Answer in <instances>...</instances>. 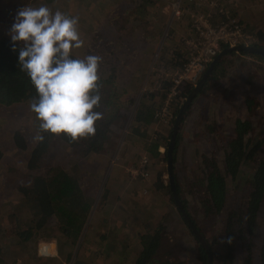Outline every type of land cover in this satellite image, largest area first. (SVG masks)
I'll return each instance as SVG.
<instances>
[{
    "label": "rangeland",
    "instance_id": "374dc122",
    "mask_svg": "<svg viewBox=\"0 0 264 264\" xmlns=\"http://www.w3.org/2000/svg\"><path fill=\"white\" fill-rule=\"evenodd\" d=\"M36 1L38 0H0V39L8 35L18 9L26 4L35 6ZM40 1L46 6H50L49 3H52L50 0ZM56 1V6L49 7L53 13L59 10L70 17L79 19V32L84 40V46L80 49L74 48L72 54L80 59L88 55L102 57L100 66L107 65L105 67L109 71L107 76L113 75L114 77V82L106 88L102 96L103 104L110 103V97L113 99L117 97L114 106L117 109H123L121 112L126 115V119L129 121L124 126L121 121L125 123L126 119L116 122L115 131L112 130L108 138L107 150L99 156L93 155L84 162L65 143L57 142L47 160V166L58 164L70 172L78 167L77 169L81 170L79 174L82 173L88 177L86 179L87 187L91 189L90 194L94 202L102 199L101 204L105 202L103 197L108 191L110 193L111 186H114L116 192L122 194V184L126 183L124 186L137 197L136 202L133 200V205L130 207L132 214L135 215L133 216L134 225L139 226L142 223L140 226L145 225L148 232L152 231L151 234L159 229L162 231V244L156 255L158 259L178 260L187 264H203L199 258L200 247L196 237L186 224L175 202L171 201L167 151L173 125L163 127L156 124L151 133V137L153 136L152 139H154V136L158 135L157 131H166L164 133L167 140L164 142H166L167 148L165 147L164 155L158 159H151L144 146L139 144V136L132 133L130 129L135 113L144 97L147 98V104L153 105L155 109L163 101L161 93L159 94L160 81L157 73L163 66L158 64L156 58L161 51L162 43L172 33L174 23L182 20V18L176 19L173 16V5L176 0H168V2L165 0H116L115 4H118V9L107 0ZM250 2L255 8L253 14L255 21L259 23V26L255 27V34L248 28V25L245 26L243 21L242 23L264 47V0H250ZM140 4L145 6V15L151 17L154 24L151 23L148 26V22L146 24L138 23L137 17L141 16V12L136 9ZM100 5L104 6L100 7ZM160 6H164L166 12L170 11V20L157 31L155 22L159 19L162 10ZM226 7V0H222V8ZM228 15L236 16L232 12H229ZM236 18L240 19L238 15ZM145 29H149L150 33L155 34L156 37H161L160 44L157 46L158 48L156 47L151 58L145 48L148 47L152 50L151 38L153 36ZM151 59L150 72L146 71L145 74L143 69ZM226 67L227 71L223 79L212 82L207 93L199 95L193 102L194 110L197 109L199 112L198 119L195 123L188 122L192 118L193 112L188 113V119L185 120L180 133V145L174 164L175 179L182 189V199L185 201L186 211L209 243L213 234H219L220 228L223 231L226 216L232 210L238 209L243 198L249 193L250 186L246 184V181L252 178L256 169V160L261 157L254 158L256 160H247V163L242 166L238 178L232 180V177L226 174L223 164L226 151L225 139L227 136L230 137V133L234 134L235 123L238 119L251 120L257 125V130L249 136V139L252 140L251 144L255 145L264 137V62L235 54L227 57ZM111 69L113 70L110 71ZM153 94H155L154 97ZM248 97L254 98L259 103L256 105L254 102L250 113L246 105ZM174 108L177 110V107ZM35 118L30 105L27 104L0 107V143H5L2 146L3 159L0 161V259H3L2 264H49L47 261L50 258L39 254V245L50 240H58L59 247L64 249L63 253L60 252L63 262H60L59 259H55L56 261L62 264H87L89 259L86 257L89 251L84 250L83 237L75 246L66 245L59 239L60 234L56 221H51L47 230L40 231L39 235H35L29 242H21L18 236L10 237L12 234L6 233L10 226L16 233L14 228L19 223L31 219L29 211L21 202L16 187L19 183V174L27 171L31 149L37 143L34 139L37 134V129L33 125ZM16 131L22 132L28 140L26 151H20L13 147L11 135ZM112 136H114L113 140ZM194 144L198 145L204 154L195 149ZM0 152H2L1 148ZM258 153L264 156V152L259 151ZM146 156L151 161L152 178L149 181L134 178L128 171L129 168L139 165L141 159ZM205 157L217 159L221 166V173L228 183L226 208L224 207L221 215L211 213L206 201H203L205 188L196 185L200 181L199 179L204 178L208 168ZM123 160L130 163L125 166L126 170H123L126 175L122 174V177L125 179L121 184H112V178L115 179L112 177L113 169ZM162 179H165V182ZM160 185H164L165 189H161ZM136 206L141 209L143 216L137 213ZM156 214L157 221L155 220ZM89 225L90 220H88L87 227ZM245 236L247 241H250L248 243H252L253 264H263L261 254L264 245V205L255 223L254 231ZM132 246L134 245L132 244ZM132 248V253L127 260L135 264L137 261H135V256H139L140 252H135V248ZM223 253L221 254L222 260L227 262L226 252ZM106 254L108 253L106 252ZM235 254L238 264H243L249 255L248 247L244 248L239 243V249ZM224 264H228V262Z\"/></svg>",
    "mask_w": 264,
    "mask_h": 264
},
{
    "label": "trees",
    "instance_id": "16d2710c",
    "mask_svg": "<svg viewBox=\"0 0 264 264\" xmlns=\"http://www.w3.org/2000/svg\"><path fill=\"white\" fill-rule=\"evenodd\" d=\"M50 1L52 2L49 3L50 6H52L51 8L56 6V0ZM142 6L144 5L140 4L139 8L136 10L141 13L144 12ZM185 39L186 38H183V40L181 39L185 49V57L183 59L180 56L174 58L177 60V65L174 64L176 69H173L172 65L169 64L168 67H166L167 64L166 66L160 64L163 67L161 72L157 73L158 75L160 74L159 94L161 93L162 100L165 98V89L167 90L169 85V82L164 80L163 70H179L183 67L187 60ZM12 47L13 45L9 34L0 39V107L4 108L19 104L30 105L32 98L37 95L30 78L27 76L26 72L21 71L19 67V52H13ZM159 54L156 58L157 62L159 61ZM233 55L235 54L226 56L216 66L209 81L210 84L214 81L223 79L227 71V57ZM240 55L248 56L260 62H264L263 56L248 54ZM72 58L80 59L75 54H72ZM159 63L160 62H158V64ZM106 66L102 64L98 69V74L100 76L98 86L101 96H103L106 88L114 82L113 75L110 77L107 76L109 71L105 68ZM112 70L113 69L110 71ZM210 84L207 83V85L204 86L200 95L207 93V91L211 88ZM193 88L194 87L191 85H187L185 87V90L182 93L185 100L192 92ZM154 95L155 94L152 96L154 97ZM116 99L117 97L115 99L110 97V103L107 104L106 102L103 104L102 98L99 107L94 109V111L103 113L102 122L98 121L96 123V133L94 136L73 141L67 136H54L45 133L43 142L37 141L36 145L31 149L30 158L27 164V171L19 174V183L16 187L17 193L20 195L21 202L29 211L31 219L30 221H23V223H19L16 228H14L16 233L13 232V227L11 228L10 226L6 230L7 234H12L10 237L18 236V238L21 239V242H29L35 235H39L40 231L47 230L51 221H56L59 234H62L66 245L75 246L79 242L84 228H86L88 223L94 204V200L90 194L91 189L87 187L86 179L88 177L82 173L79 174L81 170L77 169L78 167H76V170L72 172L67 171L63 166L58 164L48 167L47 160L49 159L54 144L57 142L65 143L71 150L79 155L84 162L89 160L93 155L99 156L104 153L107 150L106 146L109 135H111L112 130L115 131L116 122L127 118L126 115L121 112L123 109H117L114 106ZM254 102L256 105H259L254 98H247L246 105L248 106V112L250 111L251 106L254 105ZM158 108L155 109L153 105L147 104V98L144 97L130 126L131 132L139 136V144L144 146L145 151L148 152L151 159H158L163 156L159 153V148L166 145V142L164 141L167 140L165 138L167 136L163 133H160L159 136L155 135L154 139H152L153 136L151 137V133L153 132L152 126L157 122L155 115ZM181 108L182 104L177 105V112L175 114L176 118L173 121V128ZM189 111L190 110L187 111L185 118L188 116ZM126 120L127 121H125V123L124 121H121L123 126L129 121V119ZM185 120L186 119L182 122V126L176 140L174 164L177 158V150L180 145V133ZM38 124L39 121L35 118L33 125L36 129ZM173 128L171 130L169 140H171ZM256 130L257 125L253 121L238 119L235 123L234 134L230 137L227 136L225 139L227 150L225 151L223 164L226 174L230 175L232 180L238 178L242 166L247 163V160L249 161L259 156L261 157L257 160L254 159L256 160V169L252 178L246 181V184L250 186L249 193L241 201L240 207L232 210L229 215L226 216L223 231L220 228L219 234H213L210 241V253L199 243V258L203 264H209V254L211 255V264H224L227 262L228 264H238L235 252L239 249V243H241L244 248L247 246L249 251V255L246 257L243 264H253L254 258L251 253L252 243H248L250 241H247V237L245 235L247 233L250 235L252 231H254L255 223L264 205V156L258 153L259 151L264 152V137H262L255 145L251 144L252 140L249 139V136H251ZM113 137L114 136L111 137L112 140L114 139ZM11 142H13V147L17 150L26 151L28 149V140L20 131H16L11 135ZM0 144V148L2 150V152H0L1 161L3 159L2 146L5 143L2 142ZM165 147L167 148V146ZM204 159L208 163V168L205 171L204 178L202 177V179H199L200 181H198L196 185L205 188L203 201H206L211 213L221 215L224 207L226 208L225 204L227 200L228 183L225 176L221 173V166L217 162V159H210L209 157H205ZM202 173H204V171H202ZM175 182L179 199L182 201L185 209L187 210L185 201L182 199V189L177 182V179H175ZM160 188L165 189V186L160 185ZM170 194L172 195L171 201L175 202L171 189ZM193 223L201 232V230L197 227V224L195 222ZM161 233L162 231L159 229L153 234L141 235L143 249L141 250L135 264H187L186 262H180L178 260L173 261L169 259H158L156 255L162 244ZM228 236L235 237L233 245L229 246L227 244L219 243L220 240L225 239ZM223 252H226L227 262L222 260L221 254H224ZM261 255L264 264V245ZM70 257L71 254L69 258ZM2 260L3 259H0V264H2Z\"/></svg>",
    "mask_w": 264,
    "mask_h": 264
},
{
    "label": "clouds",
    "instance_id": "9594fccd",
    "mask_svg": "<svg viewBox=\"0 0 264 264\" xmlns=\"http://www.w3.org/2000/svg\"><path fill=\"white\" fill-rule=\"evenodd\" d=\"M8 34L12 51L19 52V67L37 94L30 101L39 121L34 139L43 142L45 133L73 141L94 136L96 123L103 119V113L94 111L102 100L98 86L102 57L72 58V50L84 46L78 17L26 4L18 9ZM234 240L228 236L219 243L231 246Z\"/></svg>",
    "mask_w": 264,
    "mask_h": 264
},
{
    "label": "crops",
    "instance_id": "0c3cea01",
    "mask_svg": "<svg viewBox=\"0 0 264 264\" xmlns=\"http://www.w3.org/2000/svg\"><path fill=\"white\" fill-rule=\"evenodd\" d=\"M107 2L111 3L114 7H117L118 9V4H115L116 0H112V2L111 0H107ZM165 2H168V0H165ZM217 3H218L217 7L213 9L214 22L225 20L229 12H232L236 16L238 15L241 21L245 23V26L248 25L249 26L248 28L252 30L255 34L256 32L255 27H258L259 23H256L255 21V17L253 15L255 12V8L252 7V3L250 2V0H231L229 2L226 0V4L228 8L226 7L225 9L222 8V0H218ZM35 4H36L35 6L37 7L40 5H45V3H43L40 0L36 1ZM102 6L104 5H100V7ZM186 6L190 7L193 5H189L187 3ZM160 7H161L160 9L162 10L160 12L159 19L156 20L155 22L157 31L160 30V27H162V25L168 23V21L170 20L169 17L170 11L166 12L165 11L166 8H164V6L163 7L160 6ZM143 9H145V7H143ZM140 14L141 16L139 15L140 17H137L138 23L146 24L148 22V26L151 23L154 24V21H152L153 19L151 17L146 16L145 12H142ZM141 17L143 18L141 19ZM131 23L133 22L131 21ZM145 30L153 36V38L147 37V38H151L153 42L152 50L148 49V47L145 48V51L149 52L148 54L151 58L153 52H155V50L158 48L157 46H159L160 44L161 37H156L155 34L150 33L149 29H145ZM250 30L248 31L250 32ZM192 34H194V32L191 28V19L189 15H185L184 18H182V20L175 22L172 33L168 36L167 40L161 45L162 50L159 54V61H158L160 62L159 64H163L164 66H166V64L167 65L169 64L172 65L173 69H176L174 64L177 63V60L174 58L180 56L183 59L185 57V49L181 42V39L183 40V38H187ZM152 59L150 60V62L148 61L147 64L145 65V68L143 69V73L146 74V71L147 73L150 72L149 67L152 63ZM153 77L156 78L155 76ZM190 111L193 112L192 113L193 119L191 118L192 121L190 119V121L188 122L195 123L196 120L198 119L199 112L197 111V109L194 110V106H192ZM185 119L187 120L188 116ZM156 124L157 123L153 125V130ZM162 131L163 132H161V130L157 131L158 136L160 135V133L161 134L163 133L165 135L164 132L166 131L165 130ZM195 149L201 151L198 145H195ZM164 152H165V145L159 148V153H161V155H164ZM201 153L203 152L201 151ZM129 164L130 163H127V161L123 160L122 163L119 162V165L113 169L112 177H114L115 179L112 178V184L114 183L121 184V182H123V179L125 178L122 177V174L126 175V173H124L123 170H126L125 166ZM151 178H152V174H151ZM127 180H129V178H127ZM164 180L165 179H162V181ZM125 184L126 183L122 184V191H123L122 194H120V192H116V190L113 188L114 186H111L110 193L108 191L107 194L103 197L105 202L101 204L102 202L101 199L100 201L96 200L93 204L92 211L89 217L90 225L88 227L86 225V228H84L83 234L80 237V240L83 237L82 242H84L83 245H85L84 250L89 251L86 257L87 259H89L87 260L88 261L87 264H107L108 261L109 264H132V262L127 260V258L132 253L131 251V249H133L132 247L135 248V252H141L143 246L141 243L140 236L148 233L151 234L152 232V231L148 232L146 230L145 225L140 226L142 223H140L139 226L134 225L133 216L135 215L132 214V210L130 207L131 205H133V200L134 202H136L137 197L136 195H134V193L130 192V189L124 186ZM144 206L146 207V205ZM135 208L137 213H140L143 216L141 209L138 208L137 206ZM155 220L157 221V214L155 215ZM59 239H61V241H64L62 234H60ZM43 243H54L55 245L53 246V248L56 249L57 252V253L54 252L56 254V256L54 257H46V258H50L48 259L47 262L49 264H62L60 263L63 262L62 258L60 257V252L63 253L64 249L59 247L58 240L55 241L50 240ZM132 244L134 246H132ZM106 252L108 254H106ZM137 258L138 255L135 256V261L137 260ZM55 259L56 260L59 259L61 261L59 262L56 261Z\"/></svg>",
    "mask_w": 264,
    "mask_h": 264
},
{
    "label": "built area",
    "instance_id": "2783aa9c",
    "mask_svg": "<svg viewBox=\"0 0 264 264\" xmlns=\"http://www.w3.org/2000/svg\"><path fill=\"white\" fill-rule=\"evenodd\" d=\"M217 2L214 0H176L173 5L174 18L181 19L185 15L190 16L194 34L185 39L187 60L183 67L179 70H163L164 80L168 81L169 85L167 90L165 89V98L155 115L158 125L163 127L173 125L176 118L174 107L184 104L185 99L182 93L185 87L187 85L195 87L223 49L258 43L254 34L232 15H228L223 21L214 22L213 9L217 7ZM187 3L193 6L187 7ZM158 76L160 77V74ZM150 164V159L146 156L141 159L139 165L129 168L128 171L134 178L149 181L151 178ZM54 245V243H41L39 254L43 257L56 256Z\"/></svg>",
    "mask_w": 264,
    "mask_h": 264
},
{
    "label": "water",
    "instance_id": "95a60500",
    "mask_svg": "<svg viewBox=\"0 0 264 264\" xmlns=\"http://www.w3.org/2000/svg\"><path fill=\"white\" fill-rule=\"evenodd\" d=\"M230 54H248V55H259L264 57V48L259 45H238L235 47H229L223 49V51L215 58V60L210 64L209 68L200 79L199 83L193 88L192 92L188 95L187 99L185 100L178 116L176 119V123L173 128V134L170 140V144L167 151V169H168V179L170 184V189L172 191L174 200L176 205L179 207L182 216L188 227L193 232L194 236L196 237L197 241L201 244L203 248H205L210 253V244L208 239L196 228L193 221L189 217L182 201L179 199V195L176 190V182H175V171H174V153L176 148V140L178 137V133L181 129L182 122L185 119V115L188 110H190L191 106L195 98H197L204 86L208 83L210 78L213 75V72L216 66L220 63V61Z\"/></svg>",
    "mask_w": 264,
    "mask_h": 264
},
{
    "label": "flooded vegetation",
    "instance_id": "af4514ba",
    "mask_svg": "<svg viewBox=\"0 0 264 264\" xmlns=\"http://www.w3.org/2000/svg\"><path fill=\"white\" fill-rule=\"evenodd\" d=\"M232 16H234V15H232ZM233 18H236V16H234ZM238 20L240 21L241 24H243L242 21H241L240 19H238ZM243 25H244V24H243ZM192 35H193V34H192ZM257 45L263 47L262 45H260V43H257ZM227 48H228V47H227ZM263 48H264V47H263ZM208 68H209V67H208ZM208 68H207V69H208ZM206 71H207V70H206ZM204 74H205V73H204ZM210 79H211V78H210ZM209 81H210V80H209ZM209 81H208V83L210 84ZM182 106H183V104H182ZM229 136H231V133L229 134ZM225 148H227L226 145H225ZM226 150H227V149H226ZM198 244H199V242H198ZM209 244H210V243H209ZM200 245H201V244H200ZM210 261H211V255L209 254V264H211Z\"/></svg>",
    "mask_w": 264,
    "mask_h": 264
}]
</instances>
